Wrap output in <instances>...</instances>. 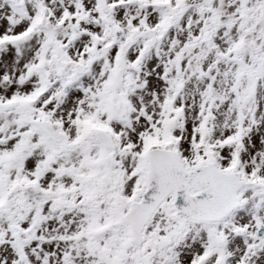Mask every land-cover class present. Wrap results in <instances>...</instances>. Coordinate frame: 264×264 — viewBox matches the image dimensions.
I'll use <instances>...</instances> for the list:
<instances>
[{
	"label": "snow or ice",
	"instance_id": "1",
	"mask_svg": "<svg viewBox=\"0 0 264 264\" xmlns=\"http://www.w3.org/2000/svg\"><path fill=\"white\" fill-rule=\"evenodd\" d=\"M0 264H264V0H0Z\"/></svg>",
	"mask_w": 264,
	"mask_h": 264
}]
</instances>
